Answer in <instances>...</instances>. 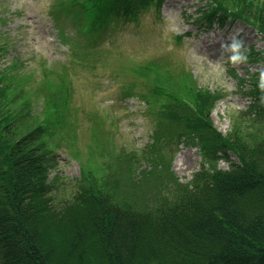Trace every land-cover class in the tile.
Here are the masks:
<instances>
[{"label": "rangeland", "instance_id": "obj_1", "mask_svg": "<svg viewBox=\"0 0 264 264\" xmlns=\"http://www.w3.org/2000/svg\"><path fill=\"white\" fill-rule=\"evenodd\" d=\"M51 1L0 0V6L8 7V10L0 14V18L5 21L1 24L0 31L3 35L7 34V41L9 38L13 41V47L3 57L1 66L12 57H18L24 64L23 70L11 68L17 78L16 92L6 91L0 99V109H8L20 115V123L16 125V118H10L8 123H0V126L5 125L0 133V184L8 171V150L13 148L14 141L38 128L39 134L43 135L42 130L51 119V109L47 103L53 102V99L48 100L44 92L37 90L38 85L47 79H52L51 82L54 80L55 83L50 85L52 90L57 91L56 100L59 104H62L65 93V90L59 89L66 87L68 95L64 105L69 103L74 92V103L79 108H68V115L69 127L76 126L78 129V140L72 147L68 141L61 144L57 152L58 158L53 157L54 153L44 156L47 169L44 166L42 170H36L40 182L45 184L47 196L37 203L35 235L40 240L39 247L48 264H109L102 239L99 236L97 238L94 231L81 225L89 222L94 230L97 212L95 205L105 201L103 193L111 198L131 194V199H137L141 210L150 200L161 207L171 206L175 202L169 192L177 193V197L189 191L194 196L204 194V182L202 187L188 184L194 174L206 167L205 160H208V156L203 155L196 147H186L179 148L169 161L152 149L141 150L152 137L149 121L139 112L128 115L118 123L120 136L113 144L114 147L118 146L117 151L122 147L124 150L119 155L113 153V162L108 160V155L98 153V141L93 140L97 144L90 142L94 122L97 124V133L98 119L104 122L113 139L116 127L108 119L107 111L108 114H119L123 107L139 111L145 105L137 97L122 101L118 96L119 89L107 91L110 87V75L102 66L95 63L87 65L91 61L86 57L79 61L78 48L72 50L76 54L74 56L66 47L58 46V28L46 17ZM166 2L159 13L161 17L147 11L141 17L139 25L118 26L116 44L112 46L118 47L120 60L125 63L120 64L115 54H108L113 58L118 74L129 78L131 76L121 73L122 69H128L136 62H145L149 52L154 53V59L168 54L173 60H182L180 63L187 68L189 76L184 77L183 81L176 77L164 78L159 84L179 96L180 101H190L189 97L195 95L192 90H188L190 85L201 88L199 92L202 95L198 93V96H203L205 105H202V112H198L196 120L202 128L198 125L194 127L198 134L204 135L202 144L207 146L205 153L220 149L217 155L220 159L212 164L214 168L208 174L213 175L215 169L220 173L230 174L233 171L231 168L241 163L239 153L246 158H259L264 152L263 138L259 140L260 136L254 128L248 129L249 136L244 137V126L237 119L240 113L250 111L247 109L249 100L242 92L255 91L263 98L257 119L262 121L261 124L264 123V0ZM21 8L23 14L20 12ZM207 9L212 10L215 16L221 14L224 18H221L219 26L213 25L210 30L199 31L194 19L200 11ZM245 15L254 18L250 20ZM257 18L260 22L256 21ZM63 20L62 24L67 32L70 31V21ZM196 32L197 35L192 37ZM168 33L172 36L185 35L184 47L178 48ZM237 33L242 36L235 39L233 36ZM3 35L0 33V40L4 39ZM216 37L220 40L217 41ZM231 38L232 43L228 47ZM240 49L243 50L238 59L229 63L228 59ZM43 65L48 68L42 70ZM28 74L31 78L27 77ZM183 84L184 87L181 88ZM223 94L225 98L221 100ZM27 97L31 98L28 107L34 118H29L26 111L19 109L27 102ZM40 100L43 101L42 105ZM94 104H98L100 108H93ZM112 104L113 107H110ZM44 117L45 120L42 121ZM8 124L11 125L10 128H6ZM12 130L15 131L14 134ZM38 138L35 141L33 138V142L42 147ZM42 139L45 141L44 137ZM49 146L46 144V150L51 153ZM37 161L44 165L42 159ZM111 164L114 172L109 170ZM162 173L167 174L160 177ZM154 212L149 211L146 215L152 216ZM149 243L152 244L151 241ZM146 254L149 258V253ZM146 254H142L144 257L138 263L162 264L154 262V259L148 260Z\"/></svg>", "mask_w": 264, "mask_h": 264}, {"label": "trees", "instance_id": "obj_2", "mask_svg": "<svg viewBox=\"0 0 264 264\" xmlns=\"http://www.w3.org/2000/svg\"><path fill=\"white\" fill-rule=\"evenodd\" d=\"M215 15L213 11H208L205 19ZM245 16L248 18V15ZM151 66L150 77L156 81L179 77L169 64H161L160 60L154 61ZM187 76L185 73L180 75L182 81ZM12 77L8 73L0 74V99L4 86L7 90L6 83H11ZM200 89L197 85L188 87L195 94L189 97L191 102L188 99L180 101L179 96L168 92L159 108H172L163 122L170 125L177 136H186L188 143L208 156L206 167L194 174L188 184L202 187L204 182V194L194 196L189 191L177 197V193L169 192L175 204L161 207L150 200L141 210L137 199H131V194L111 198L103 193L105 201L95 205L94 230L89 222L81 225L102 239L109 264H141L138 262L143 259L144 253H149V258L145 255L148 260L154 259V262L162 264H264V152L259 158H246L239 153L241 163L234 165L230 174L216 169L213 175L208 174L214 168L212 164L220 159L217 156L220 149L205 153L207 146L202 144L204 135L198 134L194 127L198 125V112H202V105H205L203 96H198ZM161 94L157 90L154 96ZM245 94L251 96L250 111L240 113L237 118L244 126L243 136H249L248 129L254 128L260 136L259 140L263 138L264 141V123L257 119L262 108V95L255 91ZM19 116L11 110L0 109V123L16 118V125L20 123ZM9 125L6 128H10ZM198 126L202 128V125ZM4 127V124L0 126V133ZM12 133L15 131L12 130ZM37 137L43 147V135L39 134L38 128L16 139L13 143L15 150H8V171L0 184V264H48L39 247L41 243L35 235L34 226L37 203L47 196L45 184L40 182L36 171L44 166L47 169L44 158L47 151L33 142V138L35 141ZM98 153L108 155V160L113 162V153L100 147ZM37 159H42L44 165ZM112 166L109 167L110 172L115 171ZM166 174L162 173L160 177ZM149 211L154 214L146 215Z\"/></svg>", "mask_w": 264, "mask_h": 264}, {"label": "bare ground", "instance_id": "obj_3", "mask_svg": "<svg viewBox=\"0 0 264 264\" xmlns=\"http://www.w3.org/2000/svg\"><path fill=\"white\" fill-rule=\"evenodd\" d=\"M216 40L218 41V40H220V38L219 37H216Z\"/></svg>", "mask_w": 264, "mask_h": 264}]
</instances>
